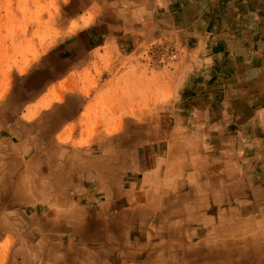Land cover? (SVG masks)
<instances>
[{
	"label": "crops",
	"instance_id": "0c3cea01",
	"mask_svg": "<svg viewBox=\"0 0 264 264\" xmlns=\"http://www.w3.org/2000/svg\"><path fill=\"white\" fill-rule=\"evenodd\" d=\"M126 1L128 5L118 10L130 12L131 19L111 18L108 22L102 20L104 27L77 28L25 73L14 90L0 92V149L15 153L6 161L16 165L18 188L22 189L24 179L32 177L27 163L41 162L42 156L23 149L47 148L48 162L60 165L58 171L67 177L74 161L77 169L73 179L81 176L89 182L84 192L89 203L106 204L110 209V199L95 195L89 187L92 180L104 181L110 174L118 183L122 180L125 166L102 160L96 148L98 142L101 145L102 130L114 127L119 117H123V132L131 138V150L137 154L133 164L144 160L147 172L154 175L148 177L147 186L151 187L156 179L153 163L157 158L151 155L157 146L140 147L131 118L147 110L153 115L151 107L113 113L111 122L103 125L99 101L104 79L114 77L108 75L112 70L104 71V58L110 54L117 70L124 64L136 66L140 52L158 30V36L177 35L186 45L190 41L195 45L188 48L186 70L172 105L158 108L166 112L164 116L173 118L168 121L158 117L160 125L168 126V132L181 133L173 141L177 148L174 158L182 164L179 177L187 179L180 186H169L168 196L158 209L145 207L134 212H160L174 187L190 185L192 197L205 201V209L221 193L224 202L228 201L230 214L244 206L257 207L254 236L241 228L250 218L231 215L228 219L236 223L243 246L254 245L264 252V0ZM143 14L146 19L140 21ZM200 88L205 90L203 95L199 94ZM91 132L95 133L90 137ZM116 141L114 137L112 142ZM73 149L80 152L75 160L70 153ZM21 171L27 173L20 177ZM37 179L41 188H46L45 182L54 179L53 171L42 170ZM126 182H133L132 177ZM110 210L123 213L129 207L121 210L114 206Z\"/></svg>",
	"mask_w": 264,
	"mask_h": 264
},
{
	"label": "rangeland",
	"instance_id": "374dc122",
	"mask_svg": "<svg viewBox=\"0 0 264 264\" xmlns=\"http://www.w3.org/2000/svg\"><path fill=\"white\" fill-rule=\"evenodd\" d=\"M123 4L128 5L126 0H0V92L14 90L25 73L77 28L104 27L102 20L108 22L111 18L131 19L130 12L118 10L125 8ZM131 7L133 9L134 5ZM142 17L140 21L146 19L145 14ZM158 32L156 30L153 40L140 52L139 60L145 64L139 62L130 67L124 64L117 70L110 54L104 58V71L112 70L108 75L114 77L104 79L99 101L103 125L111 122L113 113L151 107L153 115L147 110L131 117L140 146H157L151 155L152 158L157 156L153 163L157 176L151 187L147 186L148 177L153 173L147 172L144 160L133 164L137 154L131 150L130 136L123 132V117H119L114 127L102 130L101 145L98 142L96 147L102 160L124 164L122 180L118 183L115 175L110 174L105 182L92 180L89 187L95 195L110 199V209L129 207L123 213L108 209L106 204L89 203L84 198L89 182L81 176L73 179V171L77 169L73 167L74 161L70 165V180L64 172L58 171L60 165L48 162L50 149L47 148L23 149L42 156L41 162L27 163L32 177L24 179V188L19 189L16 165L6 161L10 158L8 155L15 153L1 148L0 264H264V252L254 245L243 246L241 238L237 237L236 223L228 219L231 215L250 218L241 228L254 236L253 218L259 215L255 205L244 206L230 214L226 209L228 201L224 202L220 193L205 209V201H196L189 185L171 189L170 199L158 213L134 212L145 207L158 209L168 196L169 186H180L187 179L179 177L183 172L182 164L174 158L177 148L173 141L178 139L174 134L181 133L168 132V126L160 125V119L173 118L164 116L166 112L158 108L172 105L186 70L188 48L195 45L191 41L186 45L177 35L158 36ZM200 90L199 94L203 95L205 90ZM94 133L91 132L90 137ZM114 137L115 143L112 142ZM70 153L73 160L80 155L77 150ZM184 159L188 161L187 157ZM42 170L44 173L51 170L54 175L53 180L45 182L46 188H41L37 181ZM26 173L21 171L20 177ZM127 177H132L133 182H126ZM126 188L130 189L129 193ZM236 194V198H245ZM65 196L69 198L59 201L64 208L59 216L61 214L57 213L62 207L58 200Z\"/></svg>",
	"mask_w": 264,
	"mask_h": 264
},
{
	"label": "bare ground",
	"instance_id": "6f19581e",
	"mask_svg": "<svg viewBox=\"0 0 264 264\" xmlns=\"http://www.w3.org/2000/svg\"><path fill=\"white\" fill-rule=\"evenodd\" d=\"M53 101V100H52ZM48 102V101H47ZM136 111V110H135ZM145 114V113H144ZM143 115V114H142ZM148 117V116H147ZM122 118V117H121ZM135 120V119H134ZM146 122V121H145ZM135 126H137V125H135ZM159 126V125H158ZM121 128V127H120ZM148 128V127H147ZM159 131V130H158ZM164 131V130H163ZM165 132V131H164ZM172 132V131H171ZM117 134V133H116ZM163 134V133H162ZM170 134V133H169ZM174 135H176V134H174ZM93 136V135H92ZM116 136V135H115ZM154 136V135H153ZM139 137V136H138ZM171 137V136H170ZM94 138V137H93ZM81 141V140H80ZM94 141V140H93ZM158 141V140H157ZM168 141V140H167ZM66 142V141H65ZM143 142V141H142ZM148 142V141H147ZM152 142V141H151ZM156 142V141H155ZM154 144V143H153ZM114 145V144H113ZM144 146V145H143ZM73 147V146H72ZM130 147V146H129ZM128 147V148H129ZM141 147V146H140ZM73 150H75V149H73ZM115 150V149H114ZM119 150V149H118ZM123 150V149H122ZM117 152V151H116ZM156 152V151H155ZM123 153V152H122ZM107 154V153H106ZM120 154V153H119ZM117 155V154H116ZM156 155V154H155ZM105 157V156H104ZM107 157H108V155H107ZM117 157V156H116ZM124 157V156H123ZM122 157V158H123ZM157 157V156H156ZM126 158V157H125ZM106 159H108V158H106ZM117 161H118V159H116ZM125 159H123V161H124ZM126 161V160H125ZM141 163V162H140ZM128 164V163H127ZM139 164V163H138ZM146 164V163H145ZM158 164V163H157ZM124 165V164H123ZM155 165V164H154ZM129 166V165H128ZM145 166V165H144ZM137 168V167H136ZM143 169V168H142ZM172 169H174L173 168V166H172ZM130 170V169H129ZM132 170H134V169H132ZM157 170V169H156ZM170 170V169H169ZM182 170V169H181ZM127 171V170H126ZM163 172V171H162ZM167 174H169V173H167ZM128 175V174H127ZM130 175V174H129ZM128 175V176H129ZM155 176H157V175H155ZM123 177V176H122ZM164 178V177H163ZM96 180V179H95ZM160 180V179H159ZM183 180V179H182ZM184 181V180H183ZM105 182V181H104ZM136 184V183H135ZM124 185V184H123ZM127 186V185H126ZM104 187V186H103ZM134 188V187H133ZM111 190V189H110ZM118 190V189H117ZM168 190V189H167ZM110 193V192H109ZM152 194H153V191H152ZM161 194V193H160ZM128 195V194H127ZM156 195V194H155ZM162 195V194H161ZM160 195V196H161ZM167 195V194H166ZM118 196V195H117ZM113 197V196H112ZM146 197V196H145ZM153 197V196H152ZM154 199H156V198H154ZM145 200H147V199H145ZM162 200V199H161ZM114 201V200H113ZM127 201V200H126ZM143 201V200H142ZM73 202V201H72ZM74 203H76V201L74 202ZM160 205V204H159ZM160 207V206H159ZM124 209V208H123ZM122 209V210H123ZM134 210H135V208H134ZM65 214V213H64ZM69 214H70V212H69ZM131 216H132V214H131Z\"/></svg>",
	"mask_w": 264,
	"mask_h": 264
}]
</instances>
